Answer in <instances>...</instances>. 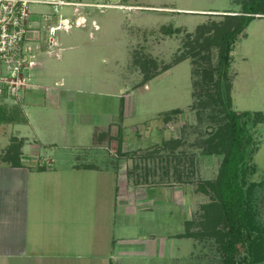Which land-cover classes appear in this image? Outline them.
<instances>
[{
    "label": "rangeland",
    "instance_id": "374dc122",
    "mask_svg": "<svg viewBox=\"0 0 264 264\" xmlns=\"http://www.w3.org/2000/svg\"><path fill=\"white\" fill-rule=\"evenodd\" d=\"M73 1L92 3L79 12L95 19L97 27H85L86 22L52 36L63 49L60 58L45 57V65L58 68L54 78L67 84L60 87L58 106L45 107L51 106L57 133H43L53 139V151L65 163L74 156L81 164L116 165L118 190L110 192L118 255L114 264H223L221 234L209 233L222 231L223 225L209 222L210 208L204 204L211 200V190L204 182L218 175L222 155L207 150L224 114L214 102H199L198 96L213 95L201 90L203 64L189 51L200 26H211L223 14L264 12V0ZM31 9V20L42 33L61 17L77 16L74 6L54 11L33 4ZM254 15L261 17L255 16L246 35L236 40L230 65L232 109L250 117L243 187L251 236L237 242L236 252L250 264L264 258V14ZM211 58L214 63L216 50ZM143 64L158 73L147 79ZM37 71L30 70L32 87L21 96H46L45 88L32 93ZM93 126L108 127L109 142H103L108 161L90 158L96 148L88 134ZM151 187L150 192H135ZM151 196L155 198L149 200ZM139 199L150 206L140 207Z\"/></svg>",
    "mask_w": 264,
    "mask_h": 264
},
{
    "label": "crops",
    "instance_id": "0c3cea01",
    "mask_svg": "<svg viewBox=\"0 0 264 264\" xmlns=\"http://www.w3.org/2000/svg\"><path fill=\"white\" fill-rule=\"evenodd\" d=\"M83 15L85 27L90 24L93 28L95 19ZM31 22L37 32L25 46L34 55L32 69L38 70L32 93L45 88L46 96L0 97V264L117 263L110 192L118 190V169L112 158L111 166L77 163L74 156L65 163L53 151L55 143L48 136L57 133V126L51 122V106L45 107L48 103L58 106L60 87L67 81L54 78L58 68L46 66L45 57L60 58L63 48L56 41V46H50L47 33H42L37 21ZM92 35L93 30H88L89 38ZM97 128H88L96 147L89 157L101 161L106 157L108 161L103 144H108L110 132L105 126ZM43 130H48L47 137ZM62 131L66 143V131ZM152 188L135 192H150ZM146 202L138 203L150 206Z\"/></svg>",
    "mask_w": 264,
    "mask_h": 264
},
{
    "label": "trees",
    "instance_id": "16d2710c",
    "mask_svg": "<svg viewBox=\"0 0 264 264\" xmlns=\"http://www.w3.org/2000/svg\"><path fill=\"white\" fill-rule=\"evenodd\" d=\"M254 14H264V12L241 11V13L223 14V18L211 22V26L205 29L200 26L199 29L202 28V30L195 36V42L189 51L193 52L189 55L198 58L203 64L200 69L203 82L201 90L206 95H213L198 96L199 102L211 104L214 102L222 107L224 114L218 128L209 138L213 143L207 150L208 153L222 155L218 175L214 180L204 182L211 190V200L204 204L210 208L209 222L216 219L223 225L222 231L214 228L209 232L221 234L223 264H250L236 257L237 242L249 239L251 236L247 213V192L243 187L248 157L246 146L252 140L247 126L250 117L249 112L241 113L232 109L230 65L234 44L240 36L246 35L245 28L255 18ZM167 30L173 31L168 27ZM213 50H216L214 63L211 58ZM186 54L188 53L178 58L184 59ZM142 70L147 79L158 73L157 71L149 72L144 64ZM242 115L245 119L240 120ZM200 188L204 190L205 187L200 186ZM257 261L251 264H264V258Z\"/></svg>",
    "mask_w": 264,
    "mask_h": 264
},
{
    "label": "built area",
    "instance_id": "2783aa9c",
    "mask_svg": "<svg viewBox=\"0 0 264 264\" xmlns=\"http://www.w3.org/2000/svg\"><path fill=\"white\" fill-rule=\"evenodd\" d=\"M33 4L51 6L54 11L62 6H74L77 13L74 20L61 17L57 25H49L50 46L57 45L52 36L58 29L68 31L73 25L84 26L86 18L79 9L92 5L73 0H0V97L6 94L18 99L32 87L30 70L35 64L34 55L32 49L25 45L37 32L31 22ZM93 27L97 26L93 24Z\"/></svg>",
    "mask_w": 264,
    "mask_h": 264
},
{
    "label": "water",
    "instance_id": "95a60500",
    "mask_svg": "<svg viewBox=\"0 0 264 264\" xmlns=\"http://www.w3.org/2000/svg\"><path fill=\"white\" fill-rule=\"evenodd\" d=\"M110 1L116 3V2H118L119 0H110Z\"/></svg>",
    "mask_w": 264,
    "mask_h": 264
}]
</instances>
